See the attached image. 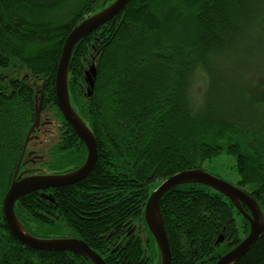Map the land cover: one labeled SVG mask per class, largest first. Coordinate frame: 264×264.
Here are the masks:
<instances>
[{
  "label": "trees",
  "instance_id": "1",
  "mask_svg": "<svg viewBox=\"0 0 264 264\" xmlns=\"http://www.w3.org/2000/svg\"><path fill=\"white\" fill-rule=\"evenodd\" d=\"M112 1L0 0V264H93L21 243L2 201L20 158L24 174L83 163L86 148L56 103L55 72L68 32ZM67 86L97 159L80 181L16 200L31 235L79 238L106 264H160L143 219L149 194L185 169L221 177L208 170L221 154L233 157L234 185L264 223V0H127L75 44ZM39 104L40 124L24 145ZM160 214L171 264H212L249 229L227 197L200 183L168 190ZM232 264H264V231Z\"/></svg>",
  "mask_w": 264,
  "mask_h": 264
},
{
  "label": "water",
  "instance_id": "2",
  "mask_svg": "<svg viewBox=\"0 0 264 264\" xmlns=\"http://www.w3.org/2000/svg\"><path fill=\"white\" fill-rule=\"evenodd\" d=\"M126 2L127 0H113L109 5L83 19L68 32L62 44L54 79L55 98L64 120L86 148V156L83 163L77 168L64 173L24 174L23 172H19L20 158L2 201V212L7 228L21 243L37 250L78 253L87 257L93 264L106 263L97 252L79 238H39L25 232L15 215L14 204L20 196L30 191L46 190L78 182L93 169L97 159L96 140L71 105L67 86V69L75 44L93 30L110 21L124 8ZM84 74L88 85L86 94L91 95L96 75L94 65H91ZM39 124L40 104L35 108L34 123L29 130L24 145L27 144L29 134ZM24 149L25 146L23 151ZM184 183H200L221 193L233 203L235 209L248 222L249 229L245 237L212 264L234 263L254 244L264 231L260 207L247 192L234 184L203 169L193 168L176 172L160 182L149 194L144 204L143 219L156 243L160 256V264H171V252L160 214V200L168 190ZM49 199L51 198L49 197Z\"/></svg>",
  "mask_w": 264,
  "mask_h": 264
},
{
  "label": "rangeland",
  "instance_id": "3",
  "mask_svg": "<svg viewBox=\"0 0 264 264\" xmlns=\"http://www.w3.org/2000/svg\"><path fill=\"white\" fill-rule=\"evenodd\" d=\"M208 170L213 172L217 171L219 173V176H221L220 178H223L232 184H235L238 179V176L234 170L233 157L225 154H221L212 159V161L208 163ZM137 222L138 221L132 222L135 229L137 228Z\"/></svg>",
  "mask_w": 264,
  "mask_h": 264
},
{
  "label": "bare ground",
  "instance_id": "4",
  "mask_svg": "<svg viewBox=\"0 0 264 264\" xmlns=\"http://www.w3.org/2000/svg\"><path fill=\"white\" fill-rule=\"evenodd\" d=\"M70 99V98H69ZM75 111V110H74ZM76 112V111H75ZM24 175V174H23ZM24 229V228H23ZM25 230V229H24ZM25 232H27L26 230H25ZM28 234H30L29 232H27ZM31 235V234H30ZM33 236V235H32ZM40 238V237H39Z\"/></svg>",
  "mask_w": 264,
  "mask_h": 264
}]
</instances>
